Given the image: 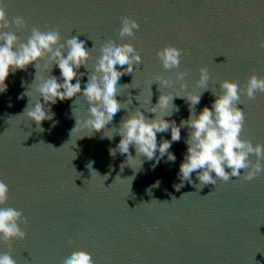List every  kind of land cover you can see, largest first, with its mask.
<instances>
[{
	"label": "water",
	"instance_id": "obj_1",
	"mask_svg": "<svg viewBox=\"0 0 264 264\" xmlns=\"http://www.w3.org/2000/svg\"><path fill=\"white\" fill-rule=\"evenodd\" d=\"M2 3L11 25L7 31L21 42H26L32 27L47 31L57 26L61 43L72 35L85 41L90 58L88 69L79 70L84 73L82 89L102 44L108 39L122 42L117 35L119 17L136 19L139 30L124 40L139 51L142 64L133 77L120 78V84L128 85L118 87L116 97L122 103L131 99L129 110L139 106L135 99L139 94L141 104H147L149 87L151 103H156L158 84L149 86L153 74L175 80L176 70H165L155 55L165 44L187 50L180 62L187 72V91H203L195 86L200 66L208 68V86L217 93L223 79L243 86L253 71L264 76V48L258 46L264 39V0ZM16 16L24 18L26 27L17 29L11 24ZM35 72L31 65L10 72L7 88L0 92V181L9 188L3 207L21 211L27 218L26 224L19 222L26 237L12 240L10 246L0 242V254L9 253L17 264H61L74 248L89 251L94 264H264V171L252 181L217 179L215 186L201 189L185 181L177 191L174 185L180 183L177 174L187 147L186 127H181V139L169 149L175 162L166 157L158 162L148 160L130 146L136 157L127 165L125 155L109 154L120 139L118 134L109 140L102 132L88 136L87 130L72 131L75 116L81 121L88 117L89 105L82 95L57 101L51 106L53 119L44 120L39 127L20 115L29 100L23 94ZM40 74L47 76L48 70L41 68ZM51 74L59 77V69L53 66ZM174 88L178 85L161 90L175 94ZM30 91L34 99V89ZM213 100L210 90L203 91L195 111L211 108ZM173 103L179 110L165 119L179 125L188 118V104L179 97ZM238 106L245 114L241 137L264 144V92H257L252 100L242 95ZM125 115L121 109L108 127L118 125ZM161 138L171 140L170 132L157 133V142ZM251 159L255 160L254 155ZM261 163L264 166V160ZM192 179L199 183L195 173Z\"/></svg>",
	"mask_w": 264,
	"mask_h": 264
},
{
	"label": "clouds",
	"instance_id": "obj_2",
	"mask_svg": "<svg viewBox=\"0 0 264 264\" xmlns=\"http://www.w3.org/2000/svg\"><path fill=\"white\" fill-rule=\"evenodd\" d=\"M11 24L17 29L26 27L25 20L21 16L13 17ZM119 24L117 35L122 42L108 39L102 44L101 54L89 71L87 82L82 89L81 78L84 73L79 70L81 67L88 69L87 63L90 58L85 41L79 39L78 35H72L61 43L59 26H57L47 31L32 27L26 42H21L14 32L7 31L11 25L6 17L4 4L0 0V92L6 90L5 80L10 72L26 70L31 65L36 72L29 90L23 94L27 95L29 100L20 115H26L39 127L44 120L53 119L51 106L57 101L70 100L82 95L89 105L88 117L81 121L75 116L76 123L72 131L87 130L88 136L93 132H102L109 140L118 134L120 139L115 148L109 149V154L113 157L117 152L125 155L127 165L136 157L130 153V146L135 149L136 155L140 154L148 160L158 162L159 159L166 157L167 161L175 162L176 157L169 149L172 142L181 139V127H186L187 147L177 174L180 183L174 185L177 191L183 187L185 181L196 189L197 185H200L199 189H201L208 184L215 186L217 179L226 182L231 177H237L252 181L264 171L261 163L264 160V144L260 142L253 144L250 139L241 137L245 114L242 107L238 106L242 103V95L252 100L257 92H264V76H258L253 71L247 76L243 86L238 85L235 80L223 79L219 81L221 91L217 93L208 86L210 80L208 68L200 66L195 86L203 91L210 90L214 100L211 108L204 106L197 113L195 106L200 103L203 91L186 90L187 84L184 78L187 72L180 67L181 54L186 53L187 50L165 44L156 49L155 55L165 70H176L175 80L159 73L153 74L149 86L153 82L158 84L159 96L156 103H151L152 93L149 87L147 104H141L139 94L135 97L139 106L129 110L131 99L122 103L116 97L119 95L118 87L128 85L120 84V78L140 70L142 57L139 51L132 43L124 40L125 37L134 36V30H139L140 25L136 19L128 15H121ZM258 46L264 48V39L258 41ZM41 61H44L43 65ZM53 66L59 69V77L51 74ZM41 68L48 70L47 76L40 74ZM174 84L178 85V88H174L175 94L173 91L161 90L174 87ZM30 89H34V99ZM181 90H185L183 95ZM174 97L186 100L189 109L188 118L182 119L179 125L174 120L165 119L179 110L173 103ZM121 109L125 110L126 115L121 117L118 125L109 128L108 125ZM145 113H152L153 116L149 118ZM105 128L109 129L107 133L104 132ZM164 132H170L171 140L161 138L157 142V133ZM253 155L255 160L251 159ZM91 164L90 161L89 169ZM123 167L124 164H121V170ZM193 173L196 174L199 183L193 182ZM8 192V186L0 181V242L10 246L12 240H22L26 237L19 222L26 224L27 218L23 217L21 211L12 207H3L9 198ZM0 264H17V262L6 252L0 254ZM61 264H94V262L89 251L74 248L63 258Z\"/></svg>",
	"mask_w": 264,
	"mask_h": 264
}]
</instances>
